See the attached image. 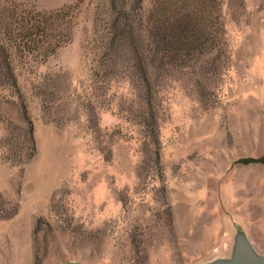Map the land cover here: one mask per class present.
<instances>
[{
  "label": "rangeland",
  "instance_id": "rangeland-1",
  "mask_svg": "<svg viewBox=\"0 0 264 264\" xmlns=\"http://www.w3.org/2000/svg\"><path fill=\"white\" fill-rule=\"evenodd\" d=\"M264 254V0H0V264Z\"/></svg>",
  "mask_w": 264,
  "mask_h": 264
},
{
  "label": "water",
  "instance_id": "water-1",
  "mask_svg": "<svg viewBox=\"0 0 264 264\" xmlns=\"http://www.w3.org/2000/svg\"><path fill=\"white\" fill-rule=\"evenodd\" d=\"M207 264H264V254L256 250L245 233L239 232L235 236L231 256L226 259H217Z\"/></svg>",
  "mask_w": 264,
  "mask_h": 264
}]
</instances>
